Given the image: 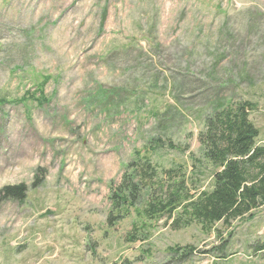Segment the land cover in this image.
Wrapping results in <instances>:
<instances>
[{
    "label": "rangeland",
    "instance_id": "obj_1",
    "mask_svg": "<svg viewBox=\"0 0 264 264\" xmlns=\"http://www.w3.org/2000/svg\"><path fill=\"white\" fill-rule=\"evenodd\" d=\"M45 76L50 104L20 103ZM1 99L0 264H264V206L210 232L146 213L169 171L211 190L212 106L254 103L264 145V0H0ZM144 156L157 181L129 178Z\"/></svg>",
    "mask_w": 264,
    "mask_h": 264
},
{
    "label": "trees",
    "instance_id": "obj_2",
    "mask_svg": "<svg viewBox=\"0 0 264 264\" xmlns=\"http://www.w3.org/2000/svg\"><path fill=\"white\" fill-rule=\"evenodd\" d=\"M41 80H34L35 91H26L20 103L33 101L40 108L50 104L45 87L51 77L45 76ZM6 103V99L0 100V105ZM254 110L255 104L250 101L209 108V112L204 114L198 141L204 159L216 169L211 190L191 195L187 192L185 178L181 179L176 171H169L170 182L161 187L163 198L154 199L148 204L146 213L149 220L168 215L175 230L196 224L210 232L216 224L229 225L246 216L252 218V213L264 206V145L257 144L260 131L250 120ZM156 147H159V142ZM140 159L145 160L142 161L143 165L138 164L137 167L141 168L143 176L137 177L139 169L131 164L134 173L129 178L132 181L140 178L144 183L157 181L158 174L149 159L145 156ZM125 176L130 181L127 174ZM126 179L122 187L119 186L113 193L116 210L124 206L133 208L135 200L139 198L137 186ZM4 192L22 199L26 189L24 186L9 187ZM174 214H177V219H173ZM109 218L111 221L112 215ZM170 250L176 254L180 250L185 255L193 254L195 249L177 247ZM260 250H264V246Z\"/></svg>",
    "mask_w": 264,
    "mask_h": 264
}]
</instances>
